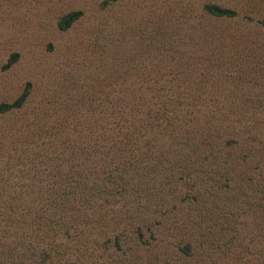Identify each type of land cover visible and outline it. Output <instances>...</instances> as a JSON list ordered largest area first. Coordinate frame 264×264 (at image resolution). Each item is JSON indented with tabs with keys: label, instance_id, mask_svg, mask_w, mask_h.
<instances>
[{
	"label": "trees",
	"instance_id": "1",
	"mask_svg": "<svg viewBox=\"0 0 264 264\" xmlns=\"http://www.w3.org/2000/svg\"><path fill=\"white\" fill-rule=\"evenodd\" d=\"M240 13L264 31V0H204L210 21ZM122 91L94 124L15 150L17 173L0 176V264H264V126L176 78Z\"/></svg>",
	"mask_w": 264,
	"mask_h": 264
},
{
	"label": "rangeland",
	"instance_id": "2",
	"mask_svg": "<svg viewBox=\"0 0 264 264\" xmlns=\"http://www.w3.org/2000/svg\"><path fill=\"white\" fill-rule=\"evenodd\" d=\"M244 14L210 21L204 0H0V106L29 89L21 110L0 112V176L17 173L15 150L35 133L94 124L127 81L176 78L264 126V31Z\"/></svg>",
	"mask_w": 264,
	"mask_h": 264
}]
</instances>
